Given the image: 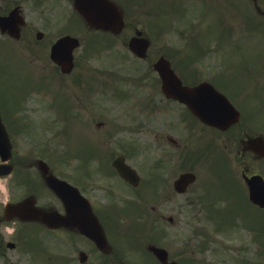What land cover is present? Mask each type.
Instances as JSON below:
<instances>
[{"label":"flooded vegetation","instance_id":"flooded-vegetation-1","mask_svg":"<svg viewBox=\"0 0 264 264\" xmlns=\"http://www.w3.org/2000/svg\"><path fill=\"white\" fill-rule=\"evenodd\" d=\"M253 30L255 36L261 41L264 40V29H260L259 26L254 25ZM221 37L231 38L233 32L230 30L221 31ZM218 41V42H217ZM217 44L220 46L221 51L224 54H229L236 48L235 42L225 41L223 39L217 40ZM229 76V75H228ZM260 76L264 78V73L261 72ZM224 89L227 90L231 96L236 98L235 100L239 106L241 117L239 121L234 125V131L232 132L233 137H238L239 140H252L262 138L264 142V134L257 133V131H264V88L260 90L251 91L249 94L247 90H242V95L234 94L228 85H223ZM247 119V120H246ZM230 139V136H227ZM258 142H247V146L251 149V154L260 157L261 147ZM257 150L253 152V150ZM254 159V156H253ZM252 159L253 162H255ZM248 167L247 175L251 176L254 173L255 168L251 163L247 164ZM246 170L238 171L237 175L232 178L233 180V194L236 202H248L246 194V184L244 178L246 177ZM245 173V176H244ZM240 185L243 186V192L240 191ZM108 211L103 210L100 212L105 220L108 218ZM7 222H13L16 226L11 231L12 242L8 244L4 243V236L0 233V264H125L126 250L118 248L119 244H125V239L122 237V232L119 230L106 233V237L110 246H112L111 252H105L99 249L96 243L86 238L74 237V234H63V233H35L36 223L30 221H20L14 219L12 221H5L1 217L0 212V231ZM42 226V225H41ZM43 227V226H42ZM109 228V227H108ZM26 229H29L32 235H28ZM69 232V231H68ZM76 236V235H75ZM41 242L39 250L41 252V258L38 260H30L27 258H21L23 252L26 256H30L37 251L36 243ZM82 244V248H85L86 257L82 255L85 252H81L78 247H74L75 244ZM6 245L7 248L11 249L9 252L4 251L3 247ZM82 254V255H81ZM14 257V259H13Z\"/></svg>","mask_w":264,"mask_h":264},{"label":"rangeland","instance_id":"rangeland-1","mask_svg":"<svg viewBox=\"0 0 264 264\" xmlns=\"http://www.w3.org/2000/svg\"><path fill=\"white\" fill-rule=\"evenodd\" d=\"M151 23H152V20H151ZM151 23L149 22V24H147L145 21L142 20L141 26L149 27L150 29L157 27L156 25H154V23H152V24ZM154 39L156 40V45L158 46V52L170 51V48H168V46L166 44L167 41L164 40V38L157 37V35H156V37ZM97 51H98L97 48H96V50H93V48H88V50H86L84 48L80 49L79 53H80V58H81L82 63L78 67L79 69L75 72L77 75H73L72 78L77 79L78 77H83L81 73H83L85 76L91 75L94 72L96 73L94 68H98V67L104 68L106 71L105 74L109 75L112 60H109L108 57H106V56L97 58V55H96ZM92 54L96 55V57H91ZM130 68L132 70L134 67H130ZM143 68L148 69L147 64H144ZM29 71H30V66L23 59L18 57L14 51L8 50L7 44H4L0 47V75H2L3 80H4L3 83L6 84V86L8 87V90H10V91L13 90V86L17 85L20 82V80H23L24 78H26L29 75ZM112 72H110V73H112ZM64 79L66 81L65 84L68 85V79L69 78L66 77ZM0 83H2V80H0ZM72 85H73V82H72ZM94 86H98V82H94ZM64 87L65 86L62 85V88L61 89L56 88V91L58 93L59 92L61 93L63 90H65ZM67 89L70 92V89L68 87H67ZM24 90H26V89H23L21 91H24ZM81 90H82V88L79 86L74 89V91H76L78 93H80ZM0 94L3 95V91H0ZM157 97L160 100V102L162 103L161 95L157 96ZM0 99H2V98H0ZM17 101H18V98H16V102ZM102 101L104 103H106V108L104 110L97 108V110L95 109V112L98 111V112L104 113L105 116L109 115V114L110 115H116L118 113L120 115L123 113L122 109L120 107L121 105L119 102H115V101H109L108 102V100H102ZM34 104H36V103H34ZM107 104H111V105L118 104V105H114V109L109 110L107 107ZM121 104L124 107H125V105H127L126 102L125 103L122 102ZM181 108L182 107H180V106H177V105L174 106L173 105V107L168 108L165 112H168L169 116L170 117L172 116L176 120L177 116L179 114H184V113H182ZM23 111H25V109H23ZM25 114H26V118L24 120L30 122V120H34V117L38 116L40 113H35L31 110H28V111H25ZM57 117L58 118L60 117L61 119H63V114H58ZM138 117H139V120L146 125V127L149 128L153 125L152 124L153 121L150 120L144 113L138 114ZM39 119H42V121L46 122V121L50 120V114H48L47 112H42ZM80 120L81 119H79V121ZM95 121H96V118H95ZM158 126L162 127V123L160 122L158 124ZM47 127L48 126H44V127L42 126V128H41L44 135L50 134V131H48L49 128H47ZM77 127L79 128L78 134L76 131ZM91 129L99 137V133H101L102 129L97 128V126L95 124L91 125ZM64 131H65V134L70 139L69 145L66 144V148L69 152L74 153V154H71L69 156V158L72 160H76V158H75L76 153H79L80 155L86 156L88 158L87 160H83V162L80 166H78L79 164L76 166L77 172L85 173L83 171L86 169V164H87V162L91 156L90 150L88 149L89 148L88 145L90 144V142L93 141L92 137L87 132L86 128L80 126L77 122H75L73 120L67 121V126L65 127ZM42 132H40L39 134H41ZM34 133H36V132H34ZM25 134L20 133L17 136L14 135V138H15L16 142H18L17 144L20 147L21 153H24L26 150H30V141H29L30 138L26 137ZM144 134L146 135V131H144ZM148 137H149V135H148ZM39 140H41V139H39ZM38 144H40V141L38 142ZM63 147H65V146H63ZM63 147L61 148V150L63 149ZM154 149H155V147H154ZM34 150L36 151V145L34 146ZM92 151L94 152L95 150L92 149ZM22 178L26 179L27 176H22ZM10 194H11L10 192L0 193V199H5ZM169 214H173L175 216L174 219H177V221L180 223V226H178L179 228L177 226L175 228H173L175 233L176 232L177 233L184 232L183 227H187V228L189 227L190 229L194 228V222L192 220L187 221L188 217H187L185 210H181L179 208L171 209V210H169ZM224 228L229 230V231L233 230V228L228 223L224 224ZM26 232L28 235H32V233L29 229H26Z\"/></svg>","mask_w":264,"mask_h":264},{"label":"water","instance_id":"water-1","mask_svg":"<svg viewBox=\"0 0 264 264\" xmlns=\"http://www.w3.org/2000/svg\"><path fill=\"white\" fill-rule=\"evenodd\" d=\"M138 49H140V48H138ZM162 66H165V67H168V68H169V64H168V63H167V64H163V63H162ZM162 74H163V70H162ZM165 81H166V83H167V84H166V87H167V86L170 87V86H171V82H170L167 78H165Z\"/></svg>","mask_w":264,"mask_h":264}]
</instances>
